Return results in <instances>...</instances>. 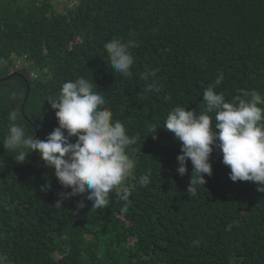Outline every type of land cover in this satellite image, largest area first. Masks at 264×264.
Masks as SVG:
<instances>
[{"label":"trees","instance_id":"1","mask_svg":"<svg viewBox=\"0 0 264 264\" xmlns=\"http://www.w3.org/2000/svg\"><path fill=\"white\" fill-rule=\"evenodd\" d=\"M114 38L136 41L129 77L108 62L104 44ZM0 58V79L17 65L30 78L0 80V264H264V193L233 182L215 149L212 175L188 193L191 161L179 175L181 143L164 129L176 106L202 111L220 73L215 90L227 101L239 89L264 99V0H66L62 11L50 0H0ZM146 68L157 70L158 93L144 92ZM78 77L92 80L113 120L139 137L133 171L102 208L86 193L56 207L58 193L71 189L39 152L17 163L3 147L12 110L28 135L46 139L58 127L46 100ZM124 187L128 201L118 195Z\"/></svg>","mask_w":264,"mask_h":264},{"label":"clouds","instance_id":"2","mask_svg":"<svg viewBox=\"0 0 264 264\" xmlns=\"http://www.w3.org/2000/svg\"><path fill=\"white\" fill-rule=\"evenodd\" d=\"M136 46L132 38L126 42L114 38L104 44L110 67L116 73L131 76L135 58L130 49ZM0 63H4L2 58ZM156 72L146 68L141 74L146 82L145 93L160 91L155 82ZM223 78L220 73L204 90L202 111L176 106L167 115L164 129L181 143L177 172L185 175L187 162L191 161L188 193L195 196L196 186L205 185V175H212L210 157L215 149L230 168L229 178L233 182H254L257 191L264 193V108L260 107L264 99L255 90L239 89V95L227 101L223 92L215 90ZM94 88L98 89L92 80L78 77L64 82L59 94L46 100L55 111L58 127L44 140L28 135L17 123V110L8 114L11 123L3 147L16 153L13 158L17 163H23L33 151L39 152L59 183L71 189L58 193L60 198L55 203L58 208L65 200L85 193L92 208L104 207L109 193L121 186L134 167L131 152L139 137L129 136L124 124L113 120L112 111L105 107V95ZM157 129L156 125L149 129L154 138ZM150 177V173L141 175L138 183L147 186ZM50 187L45 184L41 191ZM130 194L127 187L118 193L124 201L129 200ZM85 206L83 200L77 204L78 209ZM199 243L195 240L192 246L198 247Z\"/></svg>","mask_w":264,"mask_h":264},{"label":"water","instance_id":"3","mask_svg":"<svg viewBox=\"0 0 264 264\" xmlns=\"http://www.w3.org/2000/svg\"><path fill=\"white\" fill-rule=\"evenodd\" d=\"M14 75H18V76L22 77L27 83L30 80V78L26 75V73H25V71L23 69H21V70L14 69L9 75H7L6 77H4L2 79H8V78H10V77H12ZM2 79H0V80H2ZM28 93H29V85L27 86V91H26V95L24 97V101L26 100ZM37 135H38V132H36V137H37ZM29 167L31 168V166H29Z\"/></svg>","mask_w":264,"mask_h":264},{"label":"rangeland","instance_id":"4","mask_svg":"<svg viewBox=\"0 0 264 264\" xmlns=\"http://www.w3.org/2000/svg\"><path fill=\"white\" fill-rule=\"evenodd\" d=\"M50 1L52 2V5L56 11H62L64 9V6L66 5V0H50ZM16 69L21 70L22 69L21 65H17ZM132 160L135 166V158H132ZM133 169L131 170V172L133 171ZM1 260H2V256L0 255V261Z\"/></svg>","mask_w":264,"mask_h":264}]
</instances>
